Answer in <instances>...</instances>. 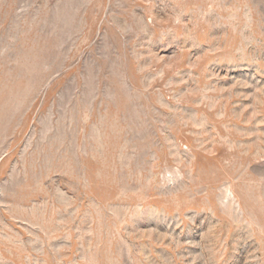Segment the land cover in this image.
Masks as SVG:
<instances>
[{"label": "rangeland", "instance_id": "obj_1", "mask_svg": "<svg viewBox=\"0 0 264 264\" xmlns=\"http://www.w3.org/2000/svg\"><path fill=\"white\" fill-rule=\"evenodd\" d=\"M0 264H264V0H0Z\"/></svg>", "mask_w": 264, "mask_h": 264}]
</instances>
